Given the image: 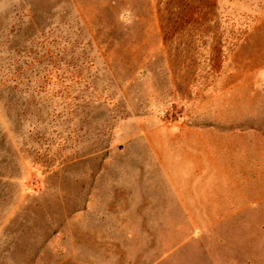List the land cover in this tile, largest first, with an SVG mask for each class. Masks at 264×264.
I'll use <instances>...</instances> for the list:
<instances>
[{
	"label": "rangeland",
	"instance_id": "374dc122",
	"mask_svg": "<svg viewBox=\"0 0 264 264\" xmlns=\"http://www.w3.org/2000/svg\"><path fill=\"white\" fill-rule=\"evenodd\" d=\"M0 264H264V0H0Z\"/></svg>",
	"mask_w": 264,
	"mask_h": 264
},
{
	"label": "clouds",
	"instance_id": "9594fccd",
	"mask_svg": "<svg viewBox=\"0 0 264 264\" xmlns=\"http://www.w3.org/2000/svg\"><path fill=\"white\" fill-rule=\"evenodd\" d=\"M129 17H131V13H130V11H129ZM128 22L131 23V19H129Z\"/></svg>",
	"mask_w": 264,
	"mask_h": 264
}]
</instances>
